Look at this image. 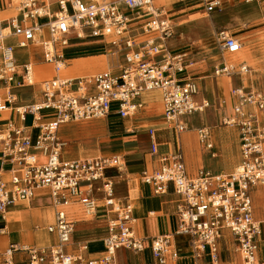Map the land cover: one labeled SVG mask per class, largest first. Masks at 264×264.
Returning <instances> with one entry per match:
<instances>
[{"label":"built area","instance_id":"2783aa9c","mask_svg":"<svg viewBox=\"0 0 264 264\" xmlns=\"http://www.w3.org/2000/svg\"><path fill=\"white\" fill-rule=\"evenodd\" d=\"M235 1L260 5L264 29V0L177 3L193 4L209 14L222 12ZM171 16L154 0H0V234L7 232L12 206L45 196L54 208V220L46 230L55 236L49 244H9L0 253L2 264H17V253L26 254L27 264H118L120 249L138 253L148 247L135 232L133 203L117 200L114 178L108 173L113 168L123 171L122 157L64 158L66 140L58 131L65 123L107 118L114 112L121 118L132 116L143 106L138 99L153 91L161 94L169 127L187 130L183 118L204 112L210 102L196 98L199 85L190 78L195 52L174 50L168 43L176 33ZM216 39L222 61L213 75L239 79L231 87L232 109L222 123L239 130L241 159L230 172L200 169L192 175L183 153L161 152L157 130L149 128L150 153L159 165L144 169L140 178L155 194L172 187L181 198L176 230L151 240V264H172L180 258L174 236L189 239L194 257L206 255L213 264H222L225 232L242 264H264L259 259L262 225L254 216L252 197L254 187L264 186V93L252 80L247 85L251 66L229 57L241 50L242 40L228 29H219ZM88 45L103 49L110 66L88 76L61 75L67 55ZM37 48L44 61L54 65L56 75L42 80L39 102L13 107L16 96L4 95L2 88L10 90L16 82L34 84L32 65L20 66L16 50ZM14 110L22 122L30 117V124L18 125L11 115ZM197 132L200 142L212 150L209 127ZM76 213L81 219L105 215L107 234L98 254L89 252L88 241L72 246L80 219Z\"/></svg>","mask_w":264,"mask_h":264},{"label":"crops","instance_id":"0c3cea01","mask_svg":"<svg viewBox=\"0 0 264 264\" xmlns=\"http://www.w3.org/2000/svg\"><path fill=\"white\" fill-rule=\"evenodd\" d=\"M154 1L157 4H164L166 2V0ZM252 4L253 3L249 5ZM194 21H199V19L195 18ZM168 43L174 50L191 49L192 51H195L193 47H173L170 41ZM96 49L103 51V49H100L96 46H82L74 49L70 52V56H67V63L68 61L76 62L75 60L81 59V57H83V59H87L94 56H96L94 58H97V61H99V56L97 55H102V57H104L103 59H105L104 61L108 66H110V58L104 51L103 53L79 54L84 51ZM21 50L25 51L27 57L24 60H21L16 54L20 66L30 62L33 64V67H46L38 65V63L34 61L36 57L43 58L40 48H37L32 52L24 49ZM204 52L207 53L203 59L201 58V50L194 54L196 63L194 65V69L190 73V78L195 79L199 85L200 92L196 97L197 100L202 101L203 99H206L210 102V106L204 112H197L183 118L187 124V130L183 132H177L174 128L169 127L164 116L163 101L161 108L162 97L159 91L144 93L138 99L139 101L143 102V106L136 114L132 116L121 118L114 112L107 118H103L105 119L104 122L106 124L104 130H100L98 132H89L92 135H98L100 132L104 133L106 139L101 141L103 142L102 144L99 142L98 148H91L86 145L87 143L83 144L82 142H78L79 139L77 138L80 135V130H85V127L89 125L90 121L99 120L102 118L85 121H72L70 124L65 123L67 125L63 124V126L61 125L59 128V136L64 140L69 141L70 146L79 148L80 146H84L86 151L96 153V155L91 156L118 155L121 156L125 162L123 171L119 172L116 168H113L108 170V173L114 178L115 195L117 200L121 203H133L134 217L136 218V223L134 225L135 232L139 237L144 239L145 245L148 247L145 249V251L138 253L127 249H120L118 251V264H151L153 259L149 246L152 238L160 234L173 233L177 227V206L181 201L180 196L175 193L172 187H170L169 191L165 194H155L151 186L143 183L140 178L141 172L144 169H152L159 165L157 156H154L150 153L151 138L148 132L149 128H155L157 130L156 138L160 143L159 150L161 152L180 150L183 153L187 170L192 175L197 174L200 169L208 170L214 174L230 172L235 168L241 159L239 130L236 127L225 126L222 123V118L226 114L230 113L232 109L230 90L231 84L232 86L234 84L232 83L233 78H230L232 81L228 80L229 99L222 100L221 94L224 91L218 85L217 80L216 82L218 88L216 87V82L212 80L213 89L211 90L209 87L210 90H207L206 83L208 81L204 82V79L208 78L207 74L192 77V75L195 74L193 73L195 70L202 68L214 69V67L222 61L219 49L217 50L218 53H216V55H220L218 62H215L216 60L212 61L213 57L216 56L213 55L214 51L212 49ZM197 55L200 57H196ZM106 56L108 57L107 59ZM104 61H102L103 63L101 62V65L103 66ZM74 62H72L73 69H70L72 72L82 69H76ZM67 63L66 68L69 66L70 62L68 64ZM99 63L97 65L95 64V69L97 67H101ZM107 65L105 67H108ZM17 69L18 71H21L20 67H17ZM91 73L92 71H90V74ZM35 74L36 76L40 74V70L39 72L35 70ZM18 80H21V78H18ZM33 86H35V84L27 85L25 83L18 84L16 82L11 85L10 90L3 87L2 93L4 95L11 93L16 96V101L12 104L13 107L31 104L41 99V88L39 90L40 98L37 99L36 90L31 88ZM156 92L160 94L161 100ZM217 98L220 99L221 106L219 107ZM151 106H154L155 108H152ZM213 108L214 110H212ZM11 115L18 125L25 126L30 124L28 121L22 122L15 110L12 111ZM112 115L117 116L113 118L114 123H112V119H110ZM215 120L218 122L217 124L213 123ZM80 123L83 126H79ZM72 126H76L78 128V134L73 137V140L70 141L68 140L70 136L68 132ZM203 126H207L210 129V138L214 144V148L212 150L206 149L199 140L197 129ZM33 132L35 133V131ZM229 135H232L231 140L228 137ZM74 150L76 149H65L62 153V156L67 159L91 157L90 155H79L80 152L76 153ZM231 158H237V161L232 168L230 167L229 162ZM212 160H215L217 163L215 168L211 167ZM226 164H228V166ZM229 167L231 169H229ZM1 168L2 161L0 158V169ZM8 168V165L4 166L5 175L8 173ZM97 194L98 196L101 195L99 192H97ZM252 197L254 202V216L261 222L262 225L259 259L261 262H264V219L262 220V217L260 219V214H257V206L262 208L264 212V186L259 185L254 187L252 190ZM44 210H46L47 216L45 215ZM26 212L29 214L25 215ZM77 215L80 219L77 223L76 232L73 236L72 246L75 248L80 242L88 241L90 244L89 252L92 255L98 254V252L102 251L104 248L103 238L107 234L105 215L101 213L96 219H81L82 216L79 214ZM53 220L54 208L51 205L50 199L48 197L37 196L30 201L18 202L16 205L12 206L8 212V222L6 223L7 232L0 234V253H2L11 243L29 245L49 244L55 239V236L48 233L46 228L48 224L53 222ZM45 237L48 238V242H46ZM173 239L176 247L181 251V256L176 262L172 264H213L209 256L204 255L200 258H196L191 254L190 241L187 237L175 236ZM94 244H100V249L92 250L95 248L93 247ZM231 245L233 244H231L230 235L228 232H225V240L222 241L221 253L224 248L230 251ZM16 260L17 264H27L26 254L24 253H17ZM221 262L223 261L221 260ZM0 264H2L1 260ZM240 264H242L241 257Z\"/></svg>","mask_w":264,"mask_h":264},{"label":"rangeland","instance_id":"374dc122","mask_svg":"<svg viewBox=\"0 0 264 264\" xmlns=\"http://www.w3.org/2000/svg\"><path fill=\"white\" fill-rule=\"evenodd\" d=\"M157 5L162 6L163 9L168 14L172 15L171 18L173 19V22L176 25V33L173 36V38L170 39L172 46L173 47H186V48L193 47L195 50L194 51L195 53H198L201 50L202 59L205 57V54L207 53L204 51H207L209 49H212L214 51L213 55H216V53H218L217 50L219 48H218V41L216 39V32L219 29H228L229 31H231V33L236 34L243 42L242 51L247 52L248 57L246 58L245 62H247V64H249L252 68V72L249 75H247V77H245V78H249L247 85L250 86L251 80H252L253 86L259 91L264 93V29L260 23V19L263 13V9L262 7H260V5L258 4L249 5L244 2L235 1L231 4L226 5L225 9L222 12H215V13H209V14L205 13L202 9L194 8L193 4L177 3V0H168V1L166 0L164 4H157ZM195 18H198L199 21H194ZM87 47H90V46L88 45ZM90 53H103V51L96 49V50L84 51L79 54H90ZM16 54L18 58H20L21 60H24L27 57V54H25V51L21 49L16 50ZM67 56H70V55L68 54ZM97 56H99L98 57L99 61H97L96 65L100 62L99 64L101 67L99 68L97 67L95 69L96 67L95 65L94 67H90V68L86 67V68L75 70L73 72L71 71L67 74L66 73L64 74L61 72L62 75L69 76V77H76V76H82V75L88 76V75L94 74L95 72L99 70L107 68L105 67L107 63L104 61L105 60L103 59L104 57H102V55H97ZM88 57H92V56H88ZM196 57H200V56L197 55ZM229 57L234 60L236 57V54H231ZM107 58L108 57L106 56V59ZM219 58H220V55H216L215 57H213L212 61L216 60L215 62H218ZM81 59H83V57H81ZM101 60L104 61V66L101 65L102 64ZM34 61H36L38 65L46 66L49 69H51V71L53 72V74H51V77L55 75L53 64L44 62L43 58L41 57H36ZM72 62L74 61H68L69 63V66L67 67L68 69H73ZM90 71H92L91 74H90ZM212 71H213L212 68L197 69L193 72L195 74H193L192 77L207 74L208 78L204 79V82L208 81L206 83L207 90H210V89L212 90L213 89L212 80H214L215 82L217 80L218 85L224 91L221 94L222 100H225V99L228 100L229 99L228 80H231V79L227 76H218V77L214 76L212 75ZM45 75H46L45 73L38 74L36 76L37 78L36 81L37 80L38 81L35 83V86L31 87L36 90L37 99L39 98V90L41 87L42 80L45 79L44 77H46ZM39 78H41V80ZM217 82H216V87L218 88ZM232 83L234 84L239 83V79L233 78ZM231 87H232V84H231ZM156 94L160 97V94L158 92H156ZM160 100H161V97H160ZM217 103H218V107L221 106L220 99L218 98H217ZM112 107L113 109L117 108L116 105H113ZM151 107L155 108L154 106H151ZM161 108H162V100H161ZM212 110H214V108ZM115 117L117 116L112 115L110 117V119H112L111 120L112 123H114L113 118ZM30 120L31 118L29 117L28 122H30ZM104 121L105 119L103 118L99 120L90 121L89 125L85 127V130H80V135L77 138L79 139L78 142H82L83 144L87 143L86 145L91 148L92 147L98 148L99 142L104 141L106 139L104 133L100 132V134L98 135H92L89 132H98L100 130H104L105 125H106ZM213 123L217 124L218 122H216L215 120ZM79 126H83V125L80 123ZM68 134L70 135L68 140L70 141L73 140L74 139L73 137L78 134V128L76 126L70 127ZM228 137L230 140L232 139V135H229ZM102 143L103 142H101V144ZM66 149H76L74 151H76V153L80 152L79 155H82V156L96 155V153L86 151L84 149V146H80V148L70 146L69 141H68V145ZM236 159L234 158L230 159L229 162H230L231 168L234 167L237 161ZM228 164L226 165L228 166ZM216 166H217L216 161L212 160L211 167L215 168ZM230 167L229 169H231ZM257 210H258L257 214H260L259 217L260 219L262 217V220H263L264 212L262 208L257 206ZM44 211H45V215L47 216L46 210ZM26 214H29V213L26 212L25 215ZM45 239H46V242H48V238L45 237ZM99 245L100 244H94L93 247L95 248H93L92 250L100 249L101 246ZM235 247H236L235 245H231L230 251L225 248L223 249L221 253V260L223 261L222 264H240L239 253L235 250Z\"/></svg>","mask_w":264,"mask_h":264},{"label":"bare ground","instance_id":"6f19581e","mask_svg":"<svg viewBox=\"0 0 264 264\" xmlns=\"http://www.w3.org/2000/svg\"><path fill=\"white\" fill-rule=\"evenodd\" d=\"M161 1H163V0H161ZM243 47V46H242ZM248 56H247V52H245V51H242V48H241V50L238 52V53H236V57H235V59L234 60H237V61H246V58H247ZM103 60H101V62H102ZM96 62H97V58H94V57H92V58H87V59H79V60H76V62H74V66H75V68L77 69V68H90V67H93V66H95V64H96ZM103 63V62H102ZM31 65H32V69H33V75H34V77H33V83L35 84L37 81H36V74H35V70L36 71H38L39 72V70H40V74L42 73V74H46L45 76L46 77H44V78H49V77H51V74H53L52 73V71H51V69H49V68H46V67H41V66H36V67H33V64L32 63H30ZM71 70L70 69H68V68H66V64H64L63 65V67H62V69H61V71H60V74L62 75V73H68V72H70ZM55 72V71H54ZM62 72V73H61ZM55 75H56V73H55ZM54 75V76H55ZM63 76H65V75H63ZM67 77H69V76H67ZM42 78V77H41ZM41 78H39L40 80H41ZM41 87H42V83H41ZM40 87V88H41ZM39 98H40V94H39ZM39 101H40V99H39ZM39 101H37V102H39ZM67 124H70V122L69 123H67ZM67 124H64V125H67ZM63 126V125H62ZM67 145H68V141L66 140V147H67ZM66 147L63 149V151L66 149ZM263 222V221H262ZM175 237V236H174ZM173 237V238H174Z\"/></svg>","mask_w":264,"mask_h":264}]
</instances>
